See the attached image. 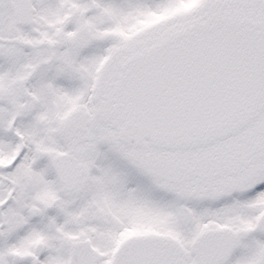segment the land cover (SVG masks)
<instances>
[{"label":"snow or ice","instance_id":"snow-or-ice-1","mask_svg":"<svg viewBox=\"0 0 264 264\" xmlns=\"http://www.w3.org/2000/svg\"><path fill=\"white\" fill-rule=\"evenodd\" d=\"M0 264H264V0H0Z\"/></svg>","mask_w":264,"mask_h":264}]
</instances>
